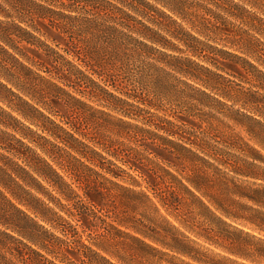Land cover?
Here are the masks:
<instances>
[{"label":"trees","instance_id":"1","mask_svg":"<svg viewBox=\"0 0 264 264\" xmlns=\"http://www.w3.org/2000/svg\"><path fill=\"white\" fill-rule=\"evenodd\" d=\"M247 5L263 12L259 0H0V264H114L91 245L123 243L117 226L132 229L137 236L130 238L145 247L158 242L203 262L190 245L194 241L172 233L178 229L160 209L190 223L196 204L211 213L196 193L220 207L214 199L233 182L229 172L251 174L229 151L232 134L208 136L176 110H169L174 120L158 115L161 109L144 95L139 74L146 77V65L170 67L168 58L211 59V50L219 55L220 70L242 76L224 56L256 70L246 58L200 38L229 34L220 23L228 18L263 31V18ZM240 29L245 41H259ZM241 35L237 49L252 55ZM258 74L254 81L264 91V72ZM130 100L155 112L146 111L142 125L130 122L137 119L133 112H144ZM253 109L258 116L241 115L264 136V108L263 114ZM194 129L201 131L191 139L186 131ZM118 163L135 173L130 178L137 187L143 182L145 191L116 181L125 173ZM117 189L135 195L140 218L108 216Z\"/></svg>","mask_w":264,"mask_h":264},{"label":"rangeland","instance_id":"2","mask_svg":"<svg viewBox=\"0 0 264 264\" xmlns=\"http://www.w3.org/2000/svg\"><path fill=\"white\" fill-rule=\"evenodd\" d=\"M187 1L191 2V0ZM259 2L263 12L249 5L247 8L263 18L260 21L263 31L255 32L245 25L241 26L238 21L228 18L229 20L222 19L220 23L222 28L230 31L229 34L219 33L216 36L200 37L212 47L246 58L255 65L256 70L250 69L243 61L228 56H224V59L238 64L242 70V76L220 70L217 67L219 55L215 50H211L212 53H209L213 57L211 59L192 58L195 63H190L168 58L164 61H168L171 64L170 67L165 62H160L155 67L146 65L143 66V70H147V73L143 72L146 77L139 74L141 78L139 85L143 86L144 95L155 99V104L161 109L156 111L158 115L174 120V117L170 116L169 110L170 112L176 110L179 116L192 117L208 136L232 134L235 146L229 151L237 157L238 165L251 174L243 176L229 172V176L233 177V182H227L226 191L217 194L219 196L214 199L220 202V207L215 205L212 199L203 197L201 193H196L211 213L196 204L195 211L188 217L190 223H179L160 209V213L166 216L168 221L178 229V232L173 230L172 233H177L178 237L183 234L194 241L190 245L203 262H195L177 255L158 242H149L148 240L154 249L145 247L130 238V236H137L132 229L121 226H117L120 230L117 240L124 241L123 243L114 245L95 240V244L100 247L91 245L92 249L110 262L114 264H181L178 259H182L190 264H264V162L254 157L257 154L256 156L264 158V136L263 130L252 127L250 122L241 115V113H246L258 116L253 108H258L262 114L264 108V91L254 81V76H259L258 71L264 72V0H259ZM240 27L243 30L246 29L248 34L255 35L259 41H245L246 37L244 35L242 37ZM239 35L243 38L244 43L251 48L249 52H252V55L237 49V46H240L237 44L243 43V41L237 42ZM173 55H177V53H173ZM180 56L184 57L186 54ZM136 66H139V63ZM157 67L164 68L167 73L162 74ZM176 67L187 73L175 71ZM130 101L144 109V112L137 110L133 112L137 119H131L130 122L142 125L140 120L145 112H155L151 107L142 105L135 100ZM87 103L94 108L108 111L96 103L89 101ZM109 113L115 117L119 116L114 112ZM101 117L108 119L107 116ZM198 131L201 130L194 129L186 132H189V137L192 139L198 135ZM249 163L255 166L251 168ZM118 165L121 166L120 163ZM121 167L125 170V173H122L123 179L116 181L123 187L145 191L143 182H140V187H137L130 178L131 176L135 177V173L124 165ZM171 171L180 178L182 177L173 169ZM44 187L47 188L46 185ZM47 189L50 191V188ZM116 192L117 197L109 205L108 216H117L125 220L140 218V209L136 205L135 195L120 189H117ZM215 192L217 191L215 190ZM33 193L48 203L45 197L34 191ZM52 193L54 194V192ZM247 196L257 198L256 200H260V203L252 201ZM154 202L156 203V200ZM33 204L40 208L36 203ZM48 205L55 211L59 210L52 203H48ZM161 223L164 229L169 228L164 222ZM191 224H194L193 227ZM190 227L193 229H189ZM195 231L208 237L210 241L197 236ZM149 234L152 233L149 231ZM99 241L101 243H97ZM101 248H105L106 251Z\"/></svg>","mask_w":264,"mask_h":264}]
</instances>
